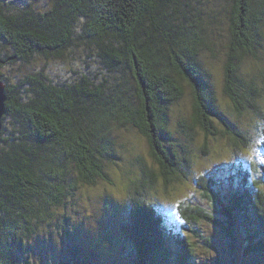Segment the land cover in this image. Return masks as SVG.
I'll return each mask as SVG.
<instances>
[{
  "label": "trees",
  "instance_id": "1",
  "mask_svg": "<svg viewBox=\"0 0 264 264\" xmlns=\"http://www.w3.org/2000/svg\"><path fill=\"white\" fill-rule=\"evenodd\" d=\"M223 28L221 92L234 113L260 116L264 0H0V69L5 71L0 70V80L6 95L0 264H44L46 255L37 263L29 255L60 223L65 244V222L71 218L65 201L80 186L112 182L106 168L115 128L130 127L148 144L157 169L142 167L143 189L158 180L164 189L185 178L191 161L184 144L168 135V115L186 88L191 110L177 124L186 139H193L195 128L202 132V154L208 138H225L238 149L247 145L244 133L218 111L217 87L204 68L206 57L217 58L216 36ZM66 55L79 62L67 78L31 66L40 59L62 64ZM231 166L225 186L209 175L197 178L205 206L179 205L181 218L191 225H181L190 238L174 233L156 203L134 191L117 227L121 260L206 264L198 262L197 244L216 250L223 238L232 264L238 252L241 259L257 256L264 264V165L260 173L254 162ZM201 222L216 231L201 235ZM95 255L87 243L72 239L54 264H97Z\"/></svg>",
  "mask_w": 264,
  "mask_h": 264
},
{
  "label": "rangeland",
  "instance_id": "2",
  "mask_svg": "<svg viewBox=\"0 0 264 264\" xmlns=\"http://www.w3.org/2000/svg\"><path fill=\"white\" fill-rule=\"evenodd\" d=\"M195 6L203 7L199 4H195ZM225 34V28L220 31V35L217 34L215 48L217 58L210 59L206 57L204 68L207 70L210 81L215 83L217 87L216 105L218 111L232 127L239 128L244 133L248 139L247 145L238 149L236 146L229 144L225 138L220 140L208 138L206 140V154L203 153V155L201 152L204 143L202 132L195 128L193 129V139H186L181 131L182 128L177 124L181 118H188L190 114L192 98L186 88L183 97L171 107L169 112L168 135L173 139H178L176 141L183 143L185 149H187L191 161L188 175L164 188L167 191H164L160 180L152 187L144 186L145 189H143L141 181H144L145 176L142 173V167L148 170L157 169L156 163L149 155L148 144L136 130L130 127L113 129L110 133V136L114 139L113 158L106 168L112 182L107 183L97 180L93 186H80L74 192L72 198L65 201V215L71 217L65 222V244L60 241L64 239L63 225L60 223L56 228L49 229L46 236L41 237L40 246H34L33 253L31 256L29 255L34 263L38 262L40 256L45 257V255L44 264L58 263L64 246L66 250L73 239L78 243H87L89 248L97 253L94 258L97 264H130L127 258L124 261L121 260V256L117 251L119 242L116 241V238H120L117 227L125 214L130 198L134 195V191L141 192L140 195L145 200L156 203L155 207L162 212L165 223L167 226L172 227L174 233L190 238L192 237L190 231L182 228L181 225H184L187 229L191 228V225L185 224L179 214L178 207L181 204L206 205L201 196V189L196 182L199 176L209 175L225 186L227 177L233 172L231 165L239 161L254 162L259 173L261 172L260 165H264V149L261 148V143L264 141V108H262L263 113L260 116L247 111H245L247 113L240 116L234 113L230 101L223 96L219 61L223 58L222 45L226 41ZM66 54L71 55V53ZM75 57L78 58L77 55ZM88 61L90 66L96 67L93 60L88 59ZM56 62L40 59L33 62L31 66L36 69L50 68L52 71L55 70L60 73L58 77L64 74L67 78L73 76L72 70L79 65L78 61L72 62L68 55L65 56L62 64ZM247 68L246 63L242 69L246 70ZM1 72L5 73L4 70H1ZM101 73L102 71H99L98 74ZM214 123L216 122L214 121ZM216 124L218 128H221L220 124ZM226 190L225 187L224 191L226 192ZM197 228L200 234L205 237L213 230L216 231L204 222L199 223ZM221 240L220 245L216 244V250L206 249L200 243L197 244L198 247L195 253L199 257L198 262L205 259L206 264H232L227 244L223 238ZM235 258L237 261L234 264H259L260 261L257 256L250 259L249 257L241 259L240 252L237 253Z\"/></svg>",
  "mask_w": 264,
  "mask_h": 264
},
{
  "label": "water",
  "instance_id": "3",
  "mask_svg": "<svg viewBox=\"0 0 264 264\" xmlns=\"http://www.w3.org/2000/svg\"><path fill=\"white\" fill-rule=\"evenodd\" d=\"M5 101H6L5 85L3 81L0 80V131L2 127V117L5 112Z\"/></svg>",
  "mask_w": 264,
  "mask_h": 264
}]
</instances>
